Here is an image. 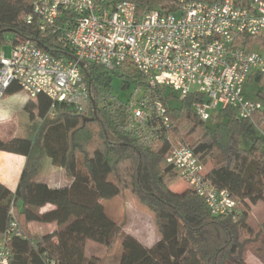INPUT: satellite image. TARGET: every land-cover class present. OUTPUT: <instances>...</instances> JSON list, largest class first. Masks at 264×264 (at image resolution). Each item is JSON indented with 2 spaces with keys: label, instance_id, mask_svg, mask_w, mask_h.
<instances>
[{
  "label": "trees",
  "instance_id": "1",
  "mask_svg": "<svg viewBox=\"0 0 264 264\" xmlns=\"http://www.w3.org/2000/svg\"><path fill=\"white\" fill-rule=\"evenodd\" d=\"M32 1L0 0V50L30 41L60 56L63 51L55 45L58 35H41L35 23L25 22ZM124 1L134 3L138 15L178 10V0H107L111 5ZM249 1L235 3L246 5ZM237 43L245 50L264 54V33L242 37ZM82 73L89 89L83 111L65 104L51 108V101L40 94L24 109L31 121L40 118L39 126L17 138L0 139V152L26 159L15 193L0 183V234L7 229L11 208L22 231L7 245L9 264H99L97 258L85 257L89 242L104 247L109 254L120 244L117 264H248L247 246L264 235V221L256 229L247 225L249 205L264 203V77L248 79L245 97L260 102L262 109L246 120H239L231 107L212 112L208 121L200 120L192 104L202 101V96L189 94L171 107L168 103L174 93L157 90L167 106L173 142L181 145L188 138L194 140L189 148L209 165L205 181L226 190L240 207L237 213L212 217L193 189L172 190L179 174L165 161L169 145L148 148L127 130L126 100L110 95L112 77L120 79L122 89H145L142 75L128 64L116 71L91 65ZM252 84L258 89H250ZM19 91L14 84L5 96ZM46 158L63 170L70 182L67 186L51 188L37 181ZM125 194L133 196L155 218L158 240L150 247L125 233L104 211L103 200ZM47 205L53 209L40 213ZM30 223L53 224L55 230L32 238L26 229Z\"/></svg>",
  "mask_w": 264,
  "mask_h": 264
},
{
  "label": "built area",
  "instance_id": "2",
  "mask_svg": "<svg viewBox=\"0 0 264 264\" xmlns=\"http://www.w3.org/2000/svg\"><path fill=\"white\" fill-rule=\"evenodd\" d=\"M235 1L178 0L176 13L138 15L128 1L33 0L25 22L35 23L41 35H58L55 45L63 53L55 56L30 41L11 46L7 54L1 49L0 99L15 84L31 100L42 94L51 108L65 104L81 112L89 100L82 71L91 65L116 71L128 64L146 87L136 86L125 101L127 130L148 148L169 145L166 163L179 174L178 183L204 200L212 217L237 213L229 193L205 181L209 165L188 145L173 142L167 106L157 94L161 89L181 98L202 96L192 110L203 121L226 107L239 120L251 119L262 109L260 102L245 97V87L251 76L264 77V54L245 50L237 41L264 33V1ZM9 217L0 234V264L10 263L7 245L12 236L22 234L12 208Z\"/></svg>",
  "mask_w": 264,
  "mask_h": 264
},
{
  "label": "rangeland",
  "instance_id": "3",
  "mask_svg": "<svg viewBox=\"0 0 264 264\" xmlns=\"http://www.w3.org/2000/svg\"><path fill=\"white\" fill-rule=\"evenodd\" d=\"M6 39L10 40V36L6 35ZM6 54L8 53V48L5 49ZM250 89H258V87L254 86V84L249 87ZM249 88L247 90L249 91ZM133 87L131 86L129 89L121 88V81L117 77H112L110 95L114 98H117L119 101L123 102L127 99V97L132 92ZM174 97L169 101V106H178L180 102V95L174 93ZM25 93L23 91L17 92L13 95L11 101H17L18 103H14L13 110L14 116L16 120L24 119V122H27L29 125V117L22 112V99H24ZM7 97H3L0 99L2 102ZM13 103V102H11ZM51 117V116H50ZM14 119V121H15ZM36 122L39 124V120L36 118ZM30 123L31 126L38 125L37 123ZM31 127H26L22 134L27 132ZM33 129V128H32ZM174 137V136H173ZM191 138L186 140V144L189 145L193 142ZM245 142H243V146ZM47 159H44L41 162V170L44 171V175H47ZM45 176L42 177L41 180L45 179ZM179 180V179H178ZM178 182V181H177ZM176 182V183H177ZM177 187L175 184L172 186V190L176 191ZM102 206L106 215L114 221L116 224L120 225L125 233L132 235L137 241L141 244L149 247L152 246L157 240V230L155 225V218L151 212H149L144 206H142L133 196L129 194H125L124 196L115 197L111 200H103ZM240 207L237 206V210ZM247 225L251 229H256L257 224L264 221V203L262 201L258 202L256 205H249L248 213H247ZM31 228L30 224L26 226L29 234L32 238L39 237L42 234L47 233V229H43L40 227ZM121 255V245L116 244L114 251L109 254L106 252L105 248L95 244V243H87L85 247V257L89 258H97L99 260V264H117ZM246 261L248 264H264V235L257 243H253L246 248Z\"/></svg>",
  "mask_w": 264,
  "mask_h": 264
},
{
  "label": "crops",
  "instance_id": "4",
  "mask_svg": "<svg viewBox=\"0 0 264 264\" xmlns=\"http://www.w3.org/2000/svg\"><path fill=\"white\" fill-rule=\"evenodd\" d=\"M14 94H10L6 99L0 102V139L2 141H8L14 138H17L22 135L23 131L26 127H31L36 129L39 124L36 122V119L31 121L29 120V125L27 122H24V119L16 120L14 116L13 105L14 103H18L17 101H11L10 98H13ZM4 97V98H5ZM30 99L25 95L24 99H22V112H24L27 117L28 114L25 112V105ZM34 101V100H32ZM13 102V103H11ZM15 119V121H14ZM29 119V118H28ZM39 122H41L40 118H37ZM37 123L38 125L31 126L30 123ZM47 159V175H44V171L41 170L39 176L37 177V181L47 184L51 188H58L67 186L70 182L67 181L63 170L52 166L50 160ZM26 159L23 156L0 152V183L6 187L11 193H15L18 181L21 175V172L25 166ZM45 176L43 180L42 177ZM177 189L175 192H180L186 187L182 183H175ZM53 207L50 205L45 206L40 210V213L52 210ZM39 223H30L31 228L38 227ZM44 230L47 229V233H52L55 230V226L51 225H41ZM42 234V235H46ZM41 235V236H42ZM145 246V245H144ZM147 247V246H146ZM150 247V246H149Z\"/></svg>",
  "mask_w": 264,
  "mask_h": 264
}]
</instances>
